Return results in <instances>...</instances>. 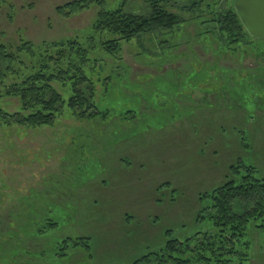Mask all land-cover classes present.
I'll return each mask as SVG.
<instances>
[{
  "label": "rangeland",
  "instance_id": "374dc122",
  "mask_svg": "<svg viewBox=\"0 0 264 264\" xmlns=\"http://www.w3.org/2000/svg\"><path fill=\"white\" fill-rule=\"evenodd\" d=\"M72 1L0 8L1 42L79 40L93 102L108 113L79 121L68 87L59 89L64 108L52 127L0 126V264H131L167 240L210 230L196 220L200 195L227 180L231 166L252 164L264 178V59L225 56L199 25L207 4L224 0L190 12L183 8L192 0H163L188 22L122 43L116 54L100 46L113 37L93 30L98 12L148 16V5L101 0L69 19L56 14ZM0 108L13 113L19 104L2 99ZM80 238L89 250L63 244ZM245 241L248 257L234 264H264V229L251 223Z\"/></svg>",
  "mask_w": 264,
  "mask_h": 264
},
{
  "label": "trees",
  "instance_id": "16d2710c",
  "mask_svg": "<svg viewBox=\"0 0 264 264\" xmlns=\"http://www.w3.org/2000/svg\"><path fill=\"white\" fill-rule=\"evenodd\" d=\"M142 1L149 7L148 16L128 14L121 8L98 12L93 24L94 32L113 37L101 40L100 46L104 51L116 54L122 43L145 34L172 31L188 22L164 9L163 0ZM202 2L192 0L191 5L183 9L190 12ZM94 4L101 6L103 2L76 0L57 7L55 12L69 19L88 11ZM6 5V0H0V8ZM212 5L207 4L208 16L199 25L205 28L204 33H212L211 37L214 36V42H219L224 55L237 59L252 56L263 60L264 41L246 33L235 14L233 3L228 6L224 0ZM91 42H94L93 38L86 40L88 44ZM88 55V49L74 38L39 45L22 39L15 45L0 41V101L15 100L19 104V110L13 113L0 108V126L25 129L52 127L64 108L60 90L68 87L71 95L67 105L73 116L79 121L106 119L104 117L108 113L96 109L94 82L84 71L90 63ZM257 90L264 94V86H257ZM229 169L227 180L200 195V200L204 199L206 204H202L196 220L210 221V230L197 232L183 241L167 240L159 253L145 255L131 264H234L239 259L246 260L248 226L253 223L255 229H264V178L257 177L252 164L238 162ZM87 241L85 238L66 239L63 244L73 242L74 246L82 245L89 250Z\"/></svg>",
  "mask_w": 264,
  "mask_h": 264
},
{
  "label": "water",
  "instance_id": "95a60500",
  "mask_svg": "<svg viewBox=\"0 0 264 264\" xmlns=\"http://www.w3.org/2000/svg\"><path fill=\"white\" fill-rule=\"evenodd\" d=\"M233 9L246 33L264 41V0H234Z\"/></svg>",
  "mask_w": 264,
  "mask_h": 264
}]
</instances>
